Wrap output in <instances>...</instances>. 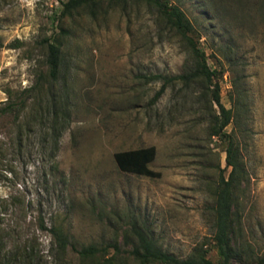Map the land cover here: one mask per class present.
<instances>
[{
    "label": "rangeland",
    "instance_id": "1",
    "mask_svg": "<svg viewBox=\"0 0 264 264\" xmlns=\"http://www.w3.org/2000/svg\"><path fill=\"white\" fill-rule=\"evenodd\" d=\"M169 1L193 23L209 65L221 73V102L232 111L223 132L238 148L242 178L234 189L231 264H264V0ZM91 8L60 16L59 0H0V112L8 92L17 100L46 73L47 38L61 42L55 91L63 89L70 112L57 139L46 136L48 123H35L21 142L13 115L0 114V198L12 197L0 224L14 230L7 247L34 234L45 254L49 236L33 219L42 212L77 248L118 244L123 252L114 264H138L125 252L134 222L170 254L184 259L206 249L216 261L215 192L221 170L226 178L231 171L226 141L209 134L219 108L202 81L172 82L152 101L163 81L143 75L174 76L192 66L184 41L155 9L135 0ZM36 106L30 97L23 115ZM149 146L148 167L158 176L118 168L117 151ZM113 254L110 248L106 257ZM67 258L104 264L71 250Z\"/></svg>",
    "mask_w": 264,
    "mask_h": 264
},
{
    "label": "trees",
    "instance_id": "2",
    "mask_svg": "<svg viewBox=\"0 0 264 264\" xmlns=\"http://www.w3.org/2000/svg\"><path fill=\"white\" fill-rule=\"evenodd\" d=\"M61 4L60 16L69 15L73 10L88 6L95 7L101 0H59ZM111 3L125 0H108ZM145 2L156 10L158 20L166 27L173 30L184 41L190 55V69L185 73L164 76L162 74L143 75L149 80H162L160 89L155 93L152 101H156L163 94L166 87L172 82L180 81L184 85H189L194 81H202L205 84L210 103H215L219 108V113L213 116V126L210 136H218L226 141V164L231 167V171L226 178L221 170L219 182L215 192L214 206V234L213 249H215L217 260L213 261L208 257L209 250H201L187 258H179L163 250L152 238L150 232L144 227L131 224L130 229L125 234V242L130 245V249L125 250L138 264H231L235 257L234 248L231 244L236 235V225L239 216L234 211L235 192L234 189L240 184L242 178L241 164L238 158V148L228 134L223 132L225 127L231 122L232 111L225 108L221 102L220 95V71L212 68L208 63V56L205 50L199 45L198 38L195 37L193 23L188 18L184 10L177 4L169 0H135ZM63 31V30H62ZM45 63L46 73L40 72L34 82L22 89L17 100L12 99V92H8V98L0 114H12L18 130L17 139L22 141L23 136L28 134L35 123L47 125L46 136L58 138L63 129L69 123L70 112L69 102L63 89L55 91L59 71L62 62L61 42L57 39L47 38ZM35 96V112L30 116H24V111L28 106V99ZM18 97V96H17ZM1 154V149H0ZM155 148L153 146L137 149L117 151L114 154L116 164L120 170L133 172L139 175L158 176L159 173L151 170L148 163L153 159ZM11 198H0V210H6V204ZM16 201V200H15ZM36 220L39 231H44L49 236L48 249L45 254L37 243V237L31 235L22 243L11 241L12 246L7 247L8 237L12 235L11 228L2 227L0 224V264H72L67 258L68 251L75 252L82 259L102 258L104 264H114L116 255L123 251L116 243H108L104 246L89 244L80 248L71 244L69 235L55 221L52 220L47 225L42 212L33 217ZM130 239V240H129ZM14 243V244H13ZM113 249V255L106 257L109 249ZM49 257L51 260L45 259Z\"/></svg>",
    "mask_w": 264,
    "mask_h": 264
}]
</instances>
